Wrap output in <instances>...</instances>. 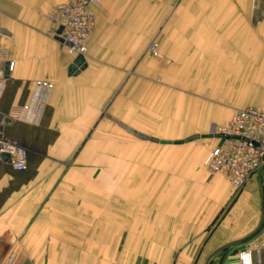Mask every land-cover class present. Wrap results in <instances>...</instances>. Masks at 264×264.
Instances as JSON below:
<instances>
[{
  "label": "crops",
  "instance_id": "crops-1",
  "mask_svg": "<svg viewBox=\"0 0 264 264\" xmlns=\"http://www.w3.org/2000/svg\"><path fill=\"white\" fill-rule=\"evenodd\" d=\"M66 1L0 0V50L12 62L3 66L0 114L13 120L2 134L29 154L24 171L0 157V264H113L117 251L132 253L127 264H206L250 236L262 219L264 171L236 191L220 175L207 181L204 160L219 138L204 148L139 139L146 144H137L135 168L150 173L137 178L128 246L127 195L114 194L110 138L128 133L116 122L161 140L209 134L191 125L206 116L174 114L175 92H215L214 106L264 109V0H97L87 66L71 75L76 58L49 19ZM154 41L158 56L149 52ZM178 98L182 107L192 101ZM252 238L210 264H224ZM252 255L264 264V250Z\"/></svg>",
  "mask_w": 264,
  "mask_h": 264
},
{
  "label": "built area",
  "instance_id": "built-area-1",
  "mask_svg": "<svg viewBox=\"0 0 264 264\" xmlns=\"http://www.w3.org/2000/svg\"><path fill=\"white\" fill-rule=\"evenodd\" d=\"M97 0H68L55 6L49 14L51 33L63 28L60 37L68 45V52L77 58L88 52V44L95 29V8ZM149 52L158 56L159 44L152 42ZM7 50H0V87L3 66L12 62ZM46 89L52 88L49 82L38 84ZM211 133L218 134L220 143L213 147L204 166L210 175H220L236 191L242 190L253 176L259 174L264 166V109L244 107L223 125H215ZM0 154L10 156L13 169L24 171L28 167V150L17 141L0 138ZM253 250H264V225L248 245L237 254L229 256L224 264H252Z\"/></svg>",
  "mask_w": 264,
  "mask_h": 264
},
{
  "label": "rangeland",
  "instance_id": "rangeland-1",
  "mask_svg": "<svg viewBox=\"0 0 264 264\" xmlns=\"http://www.w3.org/2000/svg\"><path fill=\"white\" fill-rule=\"evenodd\" d=\"M176 94V104L174 107V114L175 115H180L182 113H187L188 111L190 112V115L196 118H201L202 116H206L207 117V121L206 122H201V121H193L195 123H191L192 128L196 127L197 124V128L199 129V125H204V127L208 130V133H211V131L213 130L214 126L216 124H212L211 119H217L220 120L219 122H225L224 120H226V116L228 115V113H231L235 110H239L241 108H232V107H219V106H214L213 104H215L216 101L213 100L215 92H204V91H184V92H175ZM178 94H182L185 96H190L191 97V102L188 103V105L182 107V105L180 104V102H182V100L180 101L178 98ZM211 95V96H209ZM205 97V98H204ZM206 102V105H204ZM202 103L204 106L199 104ZM229 116V115H228ZM195 119V118H192ZM211 122V123H210ZM182 125L180 123H176L175 124V131H178V127ZM186 125V124H185ZM150 127L153 128L151 129L152 131L158 132V130H161V124H150ZM139 139H137L135 136L130 135L128 133H124V135H119L117 132L114 133L113 131L111 132V138H110V147H111V165L113 168H115V171L113 173L114 178L116 180V185L114 188H116L114 194L118 195V190L121 192L122 197H126L127 195V201L126 205H125V211L127 214V245L128 246H134V220H135V206L136 204L134 203L135 199V193L138 189H140V187H136V182L141 178V176L143 175V178H145L150 171L149 170H141V167H137V169L135 168V150L136 148H139L137 144H146V143H141L140 141H138ZM96 145L98 140L96 139ZM139 142V143H138ZM209 142L208 139H199L194 141L192 144L194 145H190L193 146L194 148H204L205 145ZM106 147V146H105ZM101 148V146H100ZM120 148H125V154H123V159L120 157L119 155V149ZM212 148L210 147L209 152ZM202 150V149H201ZM208 152V154H209ZM207 154V156H208ZM206 156V158H207ZM102 155H98L97 158V163L98 164H102ZM206 160V159H205ZM204 160V162H205ZM125 162L126 164V169H123V167L121 168V170L119 169L118 163L123 164ZM207 181L210 182L211 180L214 179L215 176L210 175L207 170ZM98 173H96L97 175ZM138 178V180H137ZM123 179L128 180V182L126 183V188H124L123 186H118L119 183H123ZM147 194L150 193L149 188H146ZM158 189L160 190L161 188L158 187ZM117 197V196H116ZM113 203H115L118 207V209H120L119 207H122L123 202L121 201H114ZM144 206V205H143ZM113 207V205H112ZM144 208V207H143ZM148 210L143 209V212H145V214L148 212L147 214V218H149V206L147 208ZM140 212V211H139ZM138 213V212H137ZM145 237L147 239H149L151 236L149 234V230L147 233H144ZM143 234V235H144ZM131 251V250H130ZM225 254H230V253H224ZM82 255V254H81ZM95 255V254H94ZM97 255V256H96ZM96 260H99L98 256L100 254H96ZM132 253H122L117 251L116 254H114V256L112 255L111 257V262L113 264H119V263H123V264H127L128 260H130V262L134 261V257L131 256ZM131 258V259H130ZM218 258L222 259V256H219ZM220 260V259H219ZM223 260V259H222ZM100 261V260H99Z\"/></svg>",
  "mask_w": 264,
  "mask_h": 264
},
{
  "label": "water",
  "instance_id": "water-1",
  "mask_svg": "<svg viewBox=\"0 0 264 264\" xmlns=\"http://www.w3.org/2000/svg\"><path fill=\"white\" fill-rule=\"evenodd\" d=\"M62 31H63V28H60L59 31L57 32L56 37L60 41L64 42V40L62 38H60V34L62 33ZM86 66H87L86 58L83 55H79L75 59L73 65L70 67L69 73H70V75L77 73L78 71L83 70ZM12 123H13V120L11 118H9L7 116H3L2 114H0V138H3V134H2L3 127L5 125H10ZM116 123L120 127H122L123 129H125L129 134L135 136L136 138H138L140 140H145V141H150V142L160 143V144H176L177 145V144H184V143L193 142V141H196L199 139L221 138V136L218 134L209 133V134H194V135H192V136H190L184 140H175V141H173V140H161V139H158L156 137L148 136V135H145L141 132H138L137 130L133 129L132 127L127 126L126 124H124L122 122H116ZM0 157H2L4 160H8V161L10 158V156L8 154H0ZM263 171H264V166L261 170V174H260L261 178H262ZM261 198H262V202H264L263 194H262ZM263 225H264V209H263V214H262V219H261L260 225L250 236H248L247 238H244L243 240H240L238 242H232V243L226 244V245L216 249L214 252H212L209 255L206 264H210V262L213 258H215L217 255H219L220 253H222L223 251H225L229 247L235 245L236 243L246 241V240L252 238L253 236H255L260 231V229L263 227Z\"/></svg>",
  "mask_w": 264,
  "mask_h": 264
},
{
  "label": "bare ground",
  "instance_id": "bare-ground-1",
  "mask_svg": "<svg viewBox=\"0 0 264 264\" xmlns=\"http://www.w3.org/2000/svg\"><path fill=\"white\" fill-rule=\"evenodd\" d=\"M204 126V125H203Z\"/></svg>",
  "mask_w": 264,
  "mask_h": 264
}]
</instances>
